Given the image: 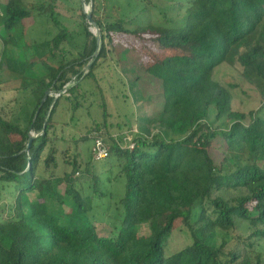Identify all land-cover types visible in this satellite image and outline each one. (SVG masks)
Returning <instances> with one entry per match:
<instances>
[{
  "label": "trees",
  "instance_id": "obj_1",
  "mask_svg": "<svg viewBox=\"0 0 264 264\" xmlns=\"http://www.w3.org/2000/svg\"><path fill=\"white\" fill-rule=\"evenodd\" d=\"M92 1L93 21L106 34L112 52L120 37L153 46L138 49L129 43L140 57V70L156 83V89L144 87L151 115H143L140 128L160 130L134 135L131 146L123 147L106 124L92 129L96 131L92 140L102 139L109 151L106 160L114 161L118 177L125 179L124 192L109 195L114 203L106 222L110 230L101 235L91 213L94 202L106 194L90 170L96 161L93 146L84 168L79 154L73 161L66 159L71 172L63 176L55 174L57 150L51 147L44 160V171L51 172L47 178L40 169L53 143L50 132L63 97L48 98L44 113L35 118L45 94L63 90L64 73L93 57L96 39L87 56L85 47L76 59L66 62L61 57L59 66L45 68L24 87L35 102L26 126L10 123L0 114V132L20 137L13 145L0 137V194L11 199L0 206V264H264V0H189L177 7L184 11L182 19L164 16L160 23L146 26L139 17L109 21L99 15V0ZM35 13L58 26L52 5L28 7L24 0H0V27L8 43L18 46L14 33L23 31L24 22ZM137 20L134 29L126 27ZM67 39L65 30H59L41 57L61 54ZM107 54L103 49V58ZM11 63L9 68L22 75L37 66L36 61ZM222 66L239 68L242 80L260 97L258 110L233 109L237 85L219 81ZM100 67L95 63L87 74L80 67L78 83L96 82ZM80 89L81 84L71 88L64 99H77ZM212 107L216 115L209 118ZM32 132L39 135L26 152ZM164 132L176 138H167ZM89 135L75 144L87 142ZM80 172L82 177H76ZM88 182L92 195L85 193ZM49 183L53 190L64 186L61 200L45 194ZM33 194L37 201L31 203ZM179 223L192 243L168 255V241ZM242 223L246 235L233 234L218 244L219 232L233 233ZM141 227L149 229L148 236L140 235Z\"/></svg>",
  "mask_w": 264,
  "mask_h": 264
},
{
  "label": "rangeland",
  "instance_id": "obj_2",
  "mask_svg": "<svg viewBox=\"0 0 264 264\" xmlns=\"http://www.w3.org/2000/svg\"><path fill=\"white\" fill-rule=\"evenodd\" d=\"M11 0H1L2 3ZM26 6L33 7L39 4L45 7L52 5L54 19L58 26L54 25L48 17L39 16L37 13L33 17L24 22V30L14 33L16 38L14 42L18 46L8 43V36L4 29L0 27V114L10 123L20 124L25 127L27 117H30L34 109L35 102L32 93L29 89H24L30 83H33L37 77L44 73L45 68H52L59 66L62 62L61 57L65 61H70L79 57V52L84 51L86 47V56L93 49V40L96 39V30L86 22L88 14L92 15L94 10V2L90 0L87 4L84 0H24ZM189 0H99V10L109 21H116L118 19L128 20L134 17H139L144 21V25L150 23H160L164 16L168 19L176 20L182 19L184 11L177 8L178 5H187ZM145 8L146 12L141 14ZM93 19V16H92ZM138 20L132 25H126L129 29H134ZM65 30L68 39L61 45L60 53H48L47 42L51 41L59 32ZM86 30V32H85ZM86 34L87 38H86ZM5 39V40H4ZM129 40L128 43L125 40ZM122 41V42H121ZM7 42V43H6ZM137 45L138 49L145 47H153L150 43L137 40L133 38H122L114 40L115 49L112 52L107 36L103 33V49L108 51V56L103 58L101 53L97 61L101 67L96 71V82L86 80L78 83V77L81 75L78 72L80 67L88 71V63L94 58V54L81 64H77L68 69L64 73L62 82L66 88L60 97L63 99L59 103V107L54 115L55 127L50 132L52 144L47 147L42 159V168L40 173L47 178L51 177V172L44 171V160L47 157L48 150L52 147L57 150L58 167L55 170L57 176H63L64 172L70 173L71 166L65 160L73 161L76 154L80 155L79 161L82 168L85 167L91 153V148L94 144L92 140L96 131L92 129L96 125L101 127L106 124L111 136L117 139V142L123 146H131V141L134 135H148V133H158L160 128L157 126H148L146 129L140 128L139 122L142 123L143 115H151L149 107L145 106L144 87L149 89H156V83L148 81L146 74L140 70V57L136 52L131 51V45ZM136 47V46H135ZM102 49V52H103ZM151 49V48H149ZM82 51V52H83ZM93 52V51H92ZM147 51L145 50L144 53ZM146 55V54H145ZM147 60L148 57L146 56ZM146 60V61H147ZM12 62L28 63L32 61L37 62V66L31 71L25 72L24 75L14 71L9 65ZM96 62V63H97ZM19 63V64H18ZM87 63V64H86ZM15 65V66H16ZM219 81L222 83H234L237 85L233 92V109L248 113L251 110H258L261 106L260 97L254 89L245 83L241 76L239 68L231 66H222L219 68ZM139 80L136 82V80ZM123 83V84H122ZM138 83V85L136 84ZM81 84V89L76 92L77 99L65 100L68 97V89L76 87ZM98 85V86H97ZM68 87V88H67ZM149 91V90H148ZM57 92V91H56ZM152 92V91H151ZM56 99L58 94L51 92ZM58 97V98H60ZM48 101L46 104H51ZM79 103V107L75 108V104ZM45 108H41L36 113L37 118L44 113ZM209 118H214L216 115L215 108L212 107L209 112ZM121 126L122 129L119 127ZM220 127H227L226 123L219 124ZM163 131V130H162ZM90 133L89 140L85 143L75 144L74 140L80 139L87 133ZM0 132V137L7 140L10 145L20 140L17 135H4ZM167 138H176L170 133H165ZM39 134L33 133L32 136L38 137ZM66 152L67 158L63 153ZM65 155V156H66ZM114 161H92L90 165L91 172L93 171L99 180V188L106 197L102 200H96L93 204V211L91 215L97 217L95 225L101 235L109 233L107 227V220L110 214H113L112 208L114 203L110 200V193L120 195L124 192L123 177L119 178V170L114 164ZM52 170V171H54ZM82 172L76 177H82ZM92 184L90 182L85 184V193L92 195ZM45 194L55 200L63 198L64 186L58 187L56 190L52 189L51 184H47L44 188ZM11 201L6 196V193L0 194V206L5 205ZM31 203L36 202L35 194L29 198ZM7 205V204H6ZM67 213L74 214L75 212L65 209ZM141 236H148L149 229L146 227L139 228ZM248 233L245 224H239L233 233L218 234V244L223 240H229L231 235L239 234L246 235ZM192 243L191 237L184 226L180 223L176 225V229L172 237L168 241L167 254L171 255L184 249Z\"/></svg>",
  "mask_w": 264,
  "mask_h": 264
},
{
  "label": "water",
  "instance_id": "obj_3",
  "mask_svg": "<svg viewBox=\"0 0 264 264\" xmlns=\"http://www.w3.org/2000/svg\"><path fill=\"white\" fill-rule=\"evenodd\" d=\"M86 22H88V24H90L92 27H94L96 29V52L94 55V58L92 59V61L90 63H88V71L90 70V68L98 61V58L100 57L101 53H102V49H103V33L104 31L101 29V27L92 19V15L88 14L86 15ZM95 60H97L95 62ZM88 71L83 70L84 74H87ZM68 88V87H67ZM65 90H67L66 88H64V90L60 91V92H56V94H58V97H60L62 95V93L65 92ZM70 90V89H68ZM50 97H54L51 95V92H47L42 100L41 103V107L39 108V110L42 108V106L44 105V103L47 101L48 98ZM56 97V99L58 98ZM38 110V111H39ZM35 137L32 136V133L29 134V140H28V144L27 147L25 149L26 152H28L33 144Z\"/></svg>",
  "mask_w": 264,
  "mask_h": 264
},
{
  "label": "built area",
  "instance_id": "obj_4",
  "mask_svg": "<svg viewBox=\"0 0 264 264\" xmlns=\"http://www.w3.org/2000/svg\"><path fill=\"white\" fill-rule=\"evenodd\" d=\"M93 154L96 161H101L108 158L109 151L102 139L99 137L94 139Z\"/></svg>",
  "mask_w": 264,
  "mask_h": 264
},
{
  "label": "bare ground",
  "instance_id": "obj_5",
  "mask_svg": "<svg viewBox=\"0 0 264 264\" xmlns=\"http://www.w3.org/2000/svg\"><path fill=\"white\" fill-rule=\"evenodd\" d=\"M94 28V27H93ZM95 29V28H94ZM96 30V29H95Z\"/></svg>",
  "mask_w": 264,
  "mask_h": 264
}]
</instances>
